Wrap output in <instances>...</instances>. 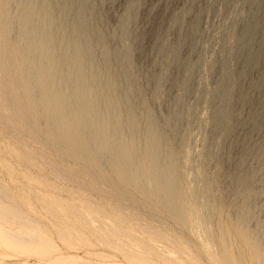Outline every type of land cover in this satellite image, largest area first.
<instances>
[{
  "label": "rangeland",
  "instance_id": "obj_1",
  "mask_svg": "<svg viewBox=\"0 0 264 264\" xmlns=\"http://www.w3.org/2000/svg\"><path fill=\"white\" fill-rule=\"evenodd\" d=\"M93 2L98 12L102 11L100 14L104 17V33L113 47H119L116 35L119 23L128 7L135 3V18L129 31L136 44L133 51L136 95L138 98L149 97L155 85L160 84V93L152 105L166 132L169 128L165 117L179 96L180 86L186 81V64L190 68L200 57L203 63L197 86L215 88L224 75L220 64L223 58L221 50L234 43L231 29L235 19L240 15L241 20L236 26L240 34L250 25L257 26L255 37L250 42V50L239 54L232 74L236 80L237 75L244 72V78L236 82L238 89L247 98L235 96L232 100L229 110L237 120L230 134L223 138L219 152L224 173L218 183L216 195L222 194L224 202H216L212 206V225L207 237L195 226V207L192 208L190 200L187 201L188 190L185 184V194L178 200V205L184 207V220H176L173 214L153 200L149 204L157 214H140L136 208L129 207L124 200L114 196L115 193L110 195L108 190L96 186L104 174L116 180L111 172L95 171L90 174L93 178L86 176L75 162L63 160L52 146L43 144L38 137L32 136L19 112L12 113L6 107H0L1 112L14 122V126L8 127L0 121V193L4 190L6 196L4 199L0 198V205L13 208L28 223L23 226L17 221L0 218V264H264V246L260 250L258 241L264 239V231L259 230V224L264 223V173L248 185L254 189L255 197L252 201V216L246 224V235H242L237 229L235 214L229 209L230 204L238 206L241 203L239 189L231 179L237 172L236 162L246 154L244 166L238 173L258 168L255 154L258 146H264V109L259 107L264 99V28L257 18L259 4L253 0ZM168 48H179L180 59L172 64L170 75L163 78L166 59L160 51ZM250 53L259 54L254 62L249 60ZM192 85L196 87V82ZM206 95L205 93L197 108V118L191 117L187 124L186 153L170 141L176 147L178 164L186 160L188 162L190 155L195 160L198 159L195 156L202 148L204 132L208 131L210 137H216V129L207 126L210 113L216 106L210 107ZM193 100V97L189 98L190 102ZM196 144L199 147L196 148ZM190 145H193L192 148ZM189 173L187 170L186 176L190 179L193 172L189 170ZM69 205L72 207L70 211H76L73 213L79 210L77 214L80 219L74 217L72 212H69L72 216L67 215L71 208ZM50 208L58 213L51 215L53 211L50 213ZM80 212L83 218L86 216L88 219H82ZM77 218L88 224L78 223ZM97 218L103 220L104 227H100L101 222L98 220L92 222V219ZM94 224L97 226L94 227ZM112 228L114 230L111 231ZM21 230L27 232L25 235L30 233L27 235L28 240L33 238L31 234L38 239L20 241L16 234Z\"/></svg>",
  "mask_w": 264,
  "mask_h": 264
},
{
  "label": "bare ground",
  "instance_id": "obj_2",
  "mask_svg": "<svg viewBox=\"0 0 264 264\" xmlns=\"http://www.w3.org/2000/svg\"><path fill=\"white\" fill-rule=\"evenodd\" d=\"M253 2L260 6L257 18L264 28V0ZM134 9L135 3L128 7L119 23L116 32L119 47H113L104 33L102 11L98 12L93 0H0V107H6L12 113L19 112L32 136L52 146L63 160L75 162L86 176L90 177L95 171L111 172L116 180L104 174L96 186L108 190L110 195L115 193L114 196L124 200L129 207L136 208L138 213L156 215L154 207L149 204L153 200L173 214L176 220H184V207L178 205V200L185 194V184L187 201L190 200V206L195 207V226L207 237L212 225V206L216 202H224L223 195H216V191L224 173L219 159L222 141L230 134L237 120L230 113V104L235 96L247 98L236 82L244 78V72H240L236 80L232 74L239 54L250 50L257 26L250 25L240 34L236 30L240 15L235 19L231 29L234 43L221 50L223 58L220 64L224 75L215 88L197 86L203 63L200 57L190 68L186 64V81L180 86L179 96L165 117L169 128L166 132L152 105L160 93V84L155 85L149 97L138 98L136 95V64L133 59L136 44L129 31L135 18ZM160 54L166 59L163 72V78H166L171 73L172 64L180 59L179 48L161 50ZM258 55L250 53L249 60L253 61ZM194 82L196 87L192 85ZM205 93L210 107L216 106L207 123L208 127L216 129V137H210L208 131L204 132L202 148L195 156L198 159L190 155L187 163L178 164L176 147L170 141L186 153L187 124L197 114ZM190 97L194 98L191 102ZM259 107L264 109V99ZM0 121L8 127L14 126L13 119L5 116L1 110ZM197 145L196 148L199 147ZM257 149L255 159L259 167L238 173L247 157L246 154L242 155L235 164L237 172L231 177L239 189L241 203L238 206L230 204L229 209L235 214L234 222L242 235L247 234L246 224L252 216L255 197L254 189L248 185L264 173V146ZM187 170L188 173L189 170L193 172L190 179L186 176ZM5 197L3 190L0 198ZM52 208L49 209L50 213ZM70 210L72 207L67 215L72 212ZM54 211L51 215L58 213ZM77 213H73V216L80 219ZM0 218L17 221L23 226L28 224L16 210L4 205H0ZM81 218L85 219L86 216ZM79 219L78 223L81 222ZM93 220L100 221V227H104L103 220ZM259 230L264 231V223L259 224ZM23 231L16 234L20 241L38 239L31 234L33 238L28 240L30 233L25 235L27 232ZM258 241L262 250L264 239Z\"/></svg>",
  "mask_w": 264,
  "mask_h": 264
}]
</instances>
